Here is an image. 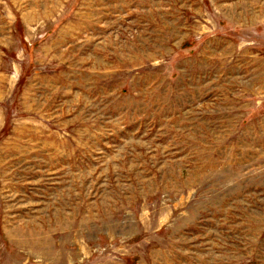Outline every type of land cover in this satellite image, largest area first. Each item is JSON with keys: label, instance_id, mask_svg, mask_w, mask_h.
<instances>
[{"label": "rangeland", "instance_id": "obj_1", "mask_svg": "<svg viewBox=\"0 0 264 264\" xmlns=\"http://www.w3.org/2000/svg\"><path fill=\"white\" fill-rule=\"evenodd\" d=\"M0 264H264V0H0Z\"/></svg>", "mask_w": 264, "mask_h": 264}]
</instances>
